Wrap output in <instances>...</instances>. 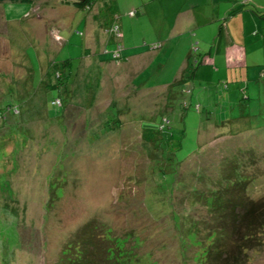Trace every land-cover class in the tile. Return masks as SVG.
Masks as SVG:
<instances>
[{"label": "rangeland", "instance_id": "374dc122", "mask_svg": "<svg viewBox=\"0 0 264 264\" xmlns=\"http://www.w3.org/2000/svg\"><path fill=\"white\" fill-rule=\"evenodd\" d=\"M169 3L95 0L88 9L63 0L0 2V105L21 109L12 116V130L4 124L11 111L0 109L5 113V119L0 118V264H76L82 257L101 264L98 256L116 258L113 250L126 254L128 230L145 239L141 249L151 252L148 264H225L232 250L238 253L233 264H264V222L241 229L239 239L232 234L234 226L240 227L238 220L222 221L205 193L218 187L233 194L239 185L235 194L245 195L237 198L240 202L264 196V82L258 93L250 79L258 63L264 68V37H194L195 53L180 40L167 55L161 50L151 61L138 64L135 59L122 63L108 58L111 63L104 59L108 52L89 50V56L83 55L84 37L93 24L91 37H101V29L111 22L121 25L126 42L156 37L166 27ZM133 8L138 12L127 15ZM219 24L221 19L207 24L206 34ZM233 43L243 49L240 58H235ZM208 48L211 60L206 63L203 51ZM182 55L188 56L187 65L184 59L177 69ZM66 59L67 68L61 65ZM54 69L65 73L73 87L65 116L62 107L49 103L56 90L43 85L54 81ZM180 74L184 80L176 84L178 90L172 89L170 82ZM185 89L192 91L199 107L187 114L177 97L185 95L187 100ZM165 94L170 95L162 100ZM245 94L253 97L248 103L239 101ZM61 95L68 101L69 94ZM229 101L234 104L229 106ZM163 102L175 104L173 112L162 108ZM240 112L250 118L218 123ZM156 114L172 119L169 144L174 146L181 137L176 155L161 164L150 161L140 146V127ZM247 119L253 127L246 125ZM192 187L202 195L192 197ZM222 195L228 204L227 193ZM234 209L239 218V207ZM148 215L162 224L157 231L160 242L165 241L161 248L153 242L150 225L155 223ZM177 222L180 225L174 226ZM91 242L98 245L88 252ZM212 250L221 253L220 259L212 257Z\"/></svg>", "mask_w": 264, "mask_h": 264}, {"label": "trees", "instance_id": "16d2710c", "mask_svg": "<svg viewBox=\"0 0 264 264\" xmlns=\"http://www.w3.org/2000/svg\"><path fill=\"white\" fill-rule=\"evenodd\" d=\"M2 1H5V0H0V2H2ZM6 1L31 2L32 0H6ZM94 1L95 0H63V2L71 3L75 7L88 8V9L91 7V5L93 4ZM235 2L236 3L232 6V10L228 13L229 16L232 15V14H235V13L242 12V11H244V9H246V10L253 11L257 16H259L260 19H262V22L264 23V10L263 9H256L255 4L253 3L252 0H235ZM136 13H137V10L135 8H133L132 14H128V15L132 16V15H134ZM262 28H263L262 30L264 32V25H263ZM106 33H108V35L110 37H117V38H115V42L113 43L112 48L114 47L115 44H120V46H121L120 47V51H119V56L115 57V58L110 55V50L111 49L107 50V52L109 53V57L108 58L113 59V60L117 59V61H120L122 59L121 50L123 49V44H122V42L120 40L121 39V34H120L119 26H118L117 36H114V35H112L109 32H106ZM155 42H158V41H155ZM155 42L153 41L151 43L148 42L147 44L146 43H144V44L147 45V48H154V46H152L151 44H154ZM194 43L197 44V41H195ZM190 44H191L190 45V52L191 53H195L196 51H198V49H197L198 46L193 45L192 42ZM154 45H156V44H154ZM203 53H204V57L203 58L205 59L204 61L206 63H209L208 59L211 60L209 58V53L210 52L209 51H203ZM189 54L190 53H188V55ZM214 60H215V58L212 59L213 63H214ZM68 64H70V61L67 60V59L65 60V62L64 61L61 62V65H64L65 68H67L69 66ZM263 70H264L263 63H261V64L258 63L257 72H255L253 74V76H254L253 80L256 83L254 88H256V90L259 91L258 93L261 92V89L258 88L260 81L262 80L264 82V71ZM48 71L49 70L47 69V70H45L44 73L46 75H49ZM53 71H54L53 76L55 78L54 81L51 82V81L47 80L43 85L45 87H49V88L53 87L56 90V95L51 97L49 103L54 105V106L59 105L60 107H62V114L65 116L66 108L70 104L69 100L71 99L70 95H71V91H72L73 87H72V84L70 82L65 80V77H64L65 73L63 74V72H61L60 69H56V70L54 69ZM183 80H184V76L182 74H180L177 78H175L173 80V82H170V84H172V89H177V85L176 84L179 85ZM0 86H1V88L3 87V85H0ZM167 86H168L167 89L171 88V86H169V84ZM263 86H264V84H263ZM185 92L189 93V95L187 97V100H186L185 95H183V97H181L179 95L177 96L178 97V102H179V107L183 109L184 114H187L186 110H189V109L197 111L199 107H198L196 102L192 101V93H191L192 91L185 89L183 94H185ZM61 94H65V95L69 94L68 99H67L68 101L65 102V99H63L64 97ZM92 94H91V96L93 98L94 95H92ZM166 95L168 96L170 94H165V95L161 96V97H163L162 100H166V98H167ZM91 96L89 97L88 103L86 105H88L90 103ZM257 97H258V95H257ZM242 99L246 103H248L251 99H253V97H251V95L245 94V95L239 97V101L242 100ZM21 104L24 105V103H21ZM233 104L234 103H232L231 101L228 102L229 106H232ZM75 105H78V104H75ZM161 105H162V108L171 109L172 112L174 110V106H176L173 103H166V102H163V104H161ZM19 106H21V105H19ZM81 106H79V107H81ZM1 108H3V107H1V105H0V109ZM4 108H5V110L11 111V113H12L11 117L8 119V121L6 123H4L5 125L8 124L9 125L8 127H10V130H12L13 127L14 128L16 127V124H14L15 123V119H13L12 116H14L15 114H21V109H18L17 105H15V104H8V103H4ZM22 110L24 111V108ZM77 112H78V110L76 111V113ZM4 115H5L4 111L3 110H2V112L0 111V118L1 117L3 118ZM40 115L42 116L43 114L40 112ZM158 115H160V116H158ZM246 116H248V119L250 118L249 115H245V117ZM245 117H244L243 113L240 112V113H238V115H234V116L230 115L227 118L225 117L224 119L223 118L219 119L218 123H221V122L224 123L226 120H228L230 122L231 121L235 122V120L239 119V118H243V120H246ZM114 118H115V122H118V124L120 125L121 122H119L118 116H116ZM261 118L264 119V117H261ZM4 119H5V117H4ZM4 119H2V120H4ZM152 119H153V121L149 120L150 121L149 124H147V122H145L144 126L140 127V131H139V133H140V146H141L143 152H145V155L148 156L149 159H151L150 161H152L153 163H156V164H161L163 161L169 160L170 158H172V157H174L176 155L177 150L179 148V145L181 144V137L180 136L178 137V139H177V141H176L174 146H173V144H169L168 143L169 140L171 138H173V136H172L173 132H172V130H170L172 119H171V117H169V115H167V114L166 115L165 114H156L155 117H153ZM248 119H247L246 125L250 126V127H253L252 124L250 122H248ZM243 120H241V121H243ZM222 126H223V124H222ZM257 128H261V125L257 124ZM262 129H264V126L262 127ZM234 133H236V131ZM195 138H196V136H195ZM161 142L164 144L165 150H161V147H160L162 145ZM196 144L198 145V143H196ZM193 150H194V148L189 149V150H187L185 152V154L183 155L184 156V160L188 161V158H189L188 156H190V154L192 153ZM158 172H160V174H164L163 168H158ZM175 172L176 171H174V173H173L174 174L173 177L176 178ZM173 177H170V179H173ZM240 182H242V180H240ZM234 188L238 189L239 185L238 186L237 185L234 186ZM226 189L227 188L215 187V188L211 189V191H205V193L208 195V197H211L212 198V202L215 203V205L210 206V208L214 209L216 214H219V215L222 214L220 216V217L223 218L222 221L232 220L234 222L235 220H238V222L240 223V225H239L240 227H237V225L234 226L233 230H232V234L235 232V234H236L235 236L240 239V236L243 234L241 229H246V230L254 229L256 225L260 224V222L261 223L264 222V196L258 197V198L253 199V200L252 199H248L245 202L244 201L240 202L241 200L238 201L239 199H237V198L241 199L243 196L245 197V195L241 196L242 193L235 194L237 189L235 191H232L233 194H229L228 190H227V192H225ZM195 190H196V187H192V195H191L192 197L195 198L197 196H201L202 195V193H201L202 191H199V192L195 193ZM223 191H224V194L227 193L225 198H226V200H228V204L227 203L224 204L225 201L222 199V197H223L222 192ZM235 207H239V213H240L239 214V218L236 217L235 215H233V211L232 210L236 211L234 209ZM158 210H159V208H158ZM154 211H155L154 207H151V209H150L151 214L154 217H157L158 216L157 210H156V213ZM148 218L150 219L149 215H148ZM172 220L174 222L176 219H172ZM186 220H187V216H184L183 220H182V223L185 224ZM150 221H151V219H150ZM151 223L152 224L155 223V225H150V227H152V229H153L152 230L153 242H154V244H158L159 243V248H161L162 246L165 245V241L162 240V242H160V239H162V238H160V236H157V231H159V227H162L161 226L162 224H158L157 222H152V221H151ZM175 225H180V224H179V222H177V223L174 224V226ZM190 228H193V227H190ZM176 229L178 230L179 226L176 227ZM134 233H135L134 231L132 232L130 230L125 232L126 240L129 241V246L130 247L125 249L126 250V254L124 253L125 254L124 256L123 255H117V251L113 250V254H115L116 258L111 259L113 257V256L111 257V255L98 256L100 258V260L103 259L101 264H106V263L107 264H148L151 261V259H150L151 252H150V254H148V252H144V249H141L145 239H143L142 237H140L139 235H136ZM170 238L172 239V237H170ZM96 243L97 242H95V243L91 242L90 244L88 243L89 244L88 245V249H87L88 252H89L90 248L91 249L92 248L95 249V247H97L98 244H96ZM181 246H182L181 243H179V248H180L179 252L182 251V247ZM214 250L209 251V252L213 253ZM176 251H178V249ZM237 254H238L237 251L232 250L230 253H228L224 257L225 261L223 260L224 261L223 263L226 264V262H227V264L228 263L233 264L234 262H232L231 259L234 260L236 258V256H237ZM220 256H221V253L217 252V251H214V254H212V257L214 259H220ZM206 257L208 258L209 255H206ZM106 258H107V261H108V258H109V261H111V262H106ZM228 259H230L229 262H228ZM241 261L242 260H240V262ZM88 262H89V258L88 257H86V258L82 257L81 260L79 262H77L76 264H90ZM238 262H239V260H238Z\"/></svg>", "mask_w": 264, "mask_h": 264}, {"label": "crops", "instance_id": "0c3cea01", "mask_svg": "<svg viewBox=\"0 0 264 264\" xmlns=\"http://www.w3.org/2000/svg\"><path fill=\"white\" fill-rule=\"evenodd\" d=\"M104 1L105 0H103V3ZM168 1L170 2L168 5L169 18L166 22L165 29L160 31L159 34H156V37H149L148 39L147 37H131L129 38V41L126 42L125 40H122L124 38L122 37L120 39L123 44V49L121 50L122 59L119 62L125 63L129 60L135 59V62L133 63L138 64L141 60L151 61L153 56L160 53L161 50L164 51V55H167L168 51L174 49L176 41L184 40L186 44H190L194 37H222L224 40L229 41H232L234 37H254V39L257 37H264V32L262 30L264 23L262 22V19H260L253 11L244 9L242 12L235 13L230 16L228 15V13L232 10V6L236 3L235 0H204L205 2L203 0ZM252 1L255 4L256 9L264 10V0ZM137 5H139V11H145L143 1H139ZM92 17L93 14L91 13L90 18ZM219 19H221L222 24L217 25V28L210 34H206L204 27L212 22L214 25ZM102 23H104V21ZM120 26L121 25H119V27ZM94 29H96V26L93 24L90 32L87 34V37H84L83 45H85V47L83 46V55L85 57L89 56V50L92 53L97 54L98 52H107V50L112 48V45L115 42L114 38L110 37L108 33L105 32L104 28L101 29V37H91V35L94 34ZM143 38H145V40H143ZM55 40L56 42L60 40L62 41V38L54 37V41ZM153 41H158L159 47L147 48L141 45ZM196 41L198 44L199 38L198 40L196 39ZM231 46L236 49L237 53L235 58H240L243 49L236 43H233ZM208 51H210V48H208ZM90 55L95 56L100 62L103 59L98 58L93 54ZM164 55L163 57H165ZM106 56L104 55V59L109 60V55ZM184 59L185 65H187V56L182 55L179 62L176 64L177 69H181V67H183L182 65H184ZM109 61L113 63V61ZM250 79H254L253 74Z\"/></svg>", "mask_w": 264, "mask_h": 264}, {"label": "built area", "instance_id": "2783aa9c", "mask_svg": "<svg viewBox=\"0 0 264 264\" xmlns=\"http://www.w3.org/2000/svg\"><path fill=\"white\" fill-rule=\"evenodd\" d=\"M132 12H133V9L132 10H129L127 12V14H132ZM107 31L109 33H111L112 35L117 36V33H118V25L115 24V23H112L107 28ZM114 38H117V37H114ZM120 47H121L120 44H115L114 47L110 50V55L113 56L114 58L115 57H118L119 56Z\"/></svg>", "mask_w": 264, "mask_h": 264}, {"label": "clouds", "instance_id": "9594fccd", "mask_svg": "<svg viewBox=\"0 0 264 264\" xmlns=\"http://www.w3.org/2000/svg\"><path fill=\"white\" fill-rule=\"evenodd\" d=\"M112 23L117 24L116 22H111L109 25H107V26L104 27L105 32H108V31H107V28H108ZM117 25H118V24H117ZM113 38H114V37H113ZM114 40H115V38H114ZM151 45L154 46V48H157V47H159V42H158L156 45H154V44H151ZM111 49H112V48H111Z\"/></svg>", "mask_w": 264, "mask_h": 264}]
</instances>
